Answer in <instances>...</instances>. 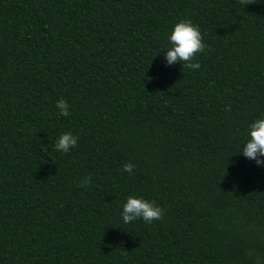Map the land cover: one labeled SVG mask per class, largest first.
Wrapping results in <instances>:
<instances>
[{
    "label": "trees",
    "instance_id": "trees-1",
    "mask_svg": "<svg viewBox=\"0 0 264 264\" xmlns=\"http://www.w3.org/2000/svg\"><path fill=\"white\" fill-rule=\"evenodd\" d=\"M181 20L198 70L163 56ZM259 118L264 0H0V264H264ZM129 196L163 218L123 223Z\"/></svg>",
    "mask_w": 264,
    "mask_h": 264
},
{
    "label": "clouds",
    "instance_id": "clouds-1",
    "mask_svg": "<svg viewBox=\"0 0 264 264\" xmlns=\"http://www.w3.org/2000/svg\"><path fill=\"white\" fill-rule=\"evenodd\" d=\"M243 5L253 4V0H240ZM171 45L164 53L167 65L181 64L183 67L198 70L201 65L199 62H193L197 53H202L206 45L199 27L190 20H181L176 23L167 37ZM56 108L59 114L68 117L69 105L63 98L56 102ZM230 111V106L226 107ZM248 136L244 144L241 154L258 166H264V118L253 121L248 127ZM78 146V136L72 132L61 133L54 147L57 151L63 153L69 152L70 149ZM123 170L129 174L134 172L136 165L131 162L125 163ZM91 183V176L84 177L78 184L79 187H88ZM164 210L154 201H148L143 198L129 196L122 205L121 217L125 224H129L136 220H143L146 224L153 221H159L163 218Z\"/></svg>",
    "mask_w": 264,
    "mask_h": 264
}]
</instances>
